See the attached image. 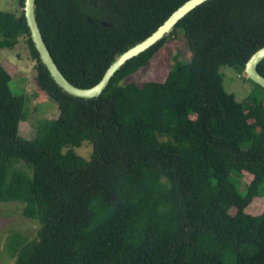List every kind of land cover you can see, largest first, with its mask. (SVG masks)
Instances as JSON below:
<instances>
[{"label":"trees","instance_id":"1","mask_svg":"<svg viewBox=\"0 0 264 264\" xmlns=\"http://www.w3.org/2000/svg\"><path fill=\"white\" fill-rule=\"evenodd\" d=\"M186 1L36 0L37 21L63 76L88 89ZM23 5L0 11V50L27 43L37 94L58 115L20 134L30 96L13 93L0 65V203L39 225L33 239L10 232L12 264H264V209L246 212L264 196V89L244 76L264 46V0L201 4L89 100L51 78ZM178 30L190 59L175 56L163 82L125 83ZM224 66L252 84L245 99L224 88ZM257 70L264 77V60ZM84 143L89 158L76 152ZM233 174L251 176L245 193Z\"/></svg>","mask_w":264,"mask_h":264},{"label":"rangeland","instance_id":"2","mask_svg":"<svg viewBox=\"0 0 264 264\" xmlns=\"http://www.w3.org/2000/svg\"><path fill=\"white\" fill-rule=\"evenodd\" d=\"M16 9L17 0H0V11L15 13ZM175 56L179 61H188L191 57L189 45L182 30H178L175 36L167 41L147 67L128 76L125 83L141 86L146 82H163L167 72L175 63ZM34 64L29 47L24 40H21L14 49L3 48L0 50V65L5 66L11 74L10 85L13 93L30 96L27 119L25 122H21L19 127V132L22 135H27L40 119L52 120L58 115L56 103L43 93L37 94ZM220 72L223 75V86L227 92L234 93L240 101L248 96L252 89V84L248 80H245L231 67H221ZM76 152L84 158H89L92 147L90 144L84 143L80 148H76ZM233 179L238 184L241 193H245L251 176L245 174L241 179L238 175L233 174ZM263 209L264 196L257 197L246 212L249 215L257 216L262 213ZM38 227L36 221L23 216L21 204L0 203V264L13 263L5 248L8 235L12 230H17L33 239L37 236Z\"/></svg>","mask_w":264,"mask_h":264},{"label":"water","instance_id":"3","mask_svg":"<svg viewBox=\"0 0 264 264\" xmlns=\"http://www.w3.org/2000/svg\"><path fill=\"white\" fill-rule=\"evenodd\" d=\"M209 0H188L182 4L172 15L151 35L144 40L137 42L135 45L130 46L125 51L118 53L109 68L106 70L101 81L88 89H82L75 87L71 84L61 73L58 66L54 62L46 44L43 41L39 24L37 21V4L36 0H24L23 11L26 20V25L30 33L32 42L36 51L39 54V58L45 68L48 70L51 78L59 86V88L70 96L76 98H83L85 100L99 98L110 81L126 63L146 52L151 47L155 46L158 42L171 35L176 28L178 22H180L189 12L196 7L207 2ZM264 60V46L257 50L246 62L244 67V76L251 81L254 85H257L264 89V77L258 73L257 67L259 63Z\"/></svg>","mask_w":264,"mask_h":264}]
</instances>
